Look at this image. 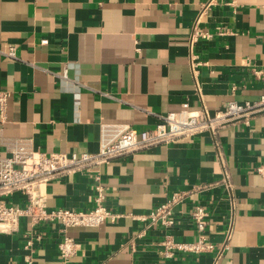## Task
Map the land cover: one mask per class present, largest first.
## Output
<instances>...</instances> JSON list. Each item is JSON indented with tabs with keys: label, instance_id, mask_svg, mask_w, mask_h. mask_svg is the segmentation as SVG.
<instances>
[{
	"label": "crops",
	"instance_id": "1",
	"mask_svg": "<svg viewBox=\"0 0 264 264\" xmlns=\"http://www.w3.org/2000/svg\"><path fill=\"white\" fill-rule=\"evenodd\" d=\"M205 1L0 0V50H15L14 58L0 52V89L9 91L0 132L31 137L41 151L94 152L102 134L127 124L153 128L183 102L213 112L264 94V0H217L198 22L208 36L190 46ZM259 166L264 170V110L215 138L203 132L64 175L46 187L49 208L92 207L99 181L119 218L98 226L46 222L33 231L22 219L17 231L0 232V264H59L64 234L80 244L69 264H264ZM208 184L180 207L171 231L178 240L196 239L188 210L201 203L214 249L162 257L161 226L129 214L149 211L174 190ZM8 200L23 202L17 193ZM37 232L41 239L25 248Z\"/></svg>",
	"mask_w": 264,
	"mask_h": 264
},
{
	"label": "built area",
	"instance_id": "2",
	"mask_svg": "<svg viewBox=\"0 0 264 264\" xmlns=\"http://www.w3.org/2000/svg\"><path fill=\"white\" fill-rule=\"evenodd\" d=\"M216 1L206 0L200 5L190 33V46L200 37L208 36V32L200 29L198 22L201 15ZM234 3L235 0L228 1V4ZM0 52L7 57H15L14 46L11 44ZM254 73L257 74L258 70H254ZM8 96V90L0 89L1 115L4 113ZM263 110L264 94L254 100L242 102L229 100L213 112L204 104L192 109L187 102H183L179 110L163 114L153 128L138 131L127 124L113 133L102 134L99 148L94 152L41 151L31 137H9L0 132V232L17 231L22 219L28 221L32 231L46 222H57L63 227L98 226L106 222H115L120 214L106 204L104 188L99 181L94 185V205L85 210L68 207L49 208L46 203L48 183L72 173L88 174L97 171L100 165L112 159L131 156L137 150L158 144H170L180 138H190L203 132H208L215 138L219 129L224 126L237 122L248 124L253 115ZM257 170L264 174L262 166ZM94 178L98 180L99 174H95ZM226 178L225 175L222 181H226ZM209 186L210 184L195 185L188 190H174L149 211L129 214L136 220L161 226L163 235L157 244L162 257L169 258L177 252L201 253L214 249L215 245L208 239L207 232L209 212L201 203H193L188 210V216L197 232L196 239L178 240L171 231L180 207L194 193ZM16 193L22 197V203L8 200ZM228 236L229 232L226 240ZM41 237L40 232L29 235L25 248L31 250L34 240ZM225 245L226 242L221 245V250ZM79 247V242L64 234L58 242L59 264H69L70 258ZM23 257L25 261L31 262L30 253L24 254Z\"/></svg>",
	"mask_w": 264,
	"mask_h": 264
}]
</instances>
